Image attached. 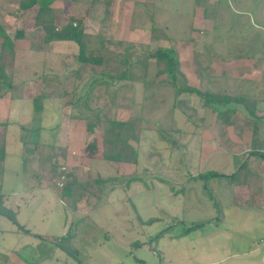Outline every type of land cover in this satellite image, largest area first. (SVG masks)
<instances>
[{"label": "rangeland", "instance_id": "obj_1", "mask_svg": "<svg viewBox=\"0 0 264 264\" xmlns=\"http://www.w3.org/2000/svg\"><path fill=\"white\" fill-rule=\"evenodd\" d=\"M5 1L0 0V10L8 20L3 16L0 22L7 32L14 34L23 29L21 19L34 18L37 6L24 11L15 3L6 12ZM113 1L52 3L54 25L61 28L71 19H75L74 24L80 21L86 54L100 57V62L81 61L80 46L76 42L50 45L44 41L43 28L41 33L29 29V39L17 43V38L13 39L15 53V43L19 51L12 65H7L13 88L0 87V95L8 98V101L0 100V132L10 130L15 139L13 153L29 154V147L40 150L35 153L40 168L37 163L31 165L28 161L22 167L24 162L19 166V161H12L10 170L17 173L20 167V175L25 172L26 176L40 180L38 183L31 180L30 187L46 184L56 189V195H34L25 202V197L1 195L0 187L2 206L12 210L19 223L0 214V264H22L18 251L27 260H39L38 264H213L227 255L215 244L199 243L200 235L209 236L220 225L221 205L226 221L235 222L233 213L230 214L236 208L230 203L232 197L221 191L220 186L234 179L246 183L249 160L246 159L247 163L244 161L240 169L236 166L238 158L230 153L227 142L232 139L228 136L220 138L225 151L209 155L207 152L206 160L200 158L199 147L193 146L191 151L187 144L182 147L187 136L181 135L183 130L177 126L182 122L179 117L175 120V114L188 111V105L184 106L182 99L176 98L178 93L171 78L161 73L162 65L151 57L156 50L151 39H168V42L159 41L158 47L167 44L172 48L173 44L175 52H179V69L184 73L177 76V84L183 89L188 86L189 65L191 69L199 65L196 53L186 58L184 54H191L192 48L200 52L215 49L234 53L248 49V36L255 29L250 24V16L245 14L250 11L262 19L264 0H220L214 9L207 10L211 14L209 19L216 22L212 32L208 27H194L189 15H195L197 10L192 11L186 1L178 3L181 8H175L172 15L159 7H133L131 0ZM213 24L211 21L210 25ZM208 33L214 42L200 46ZM259 36L256 33V37ZM1 41L0 38V47ZM260 43L264 49V39ZM41 94L45 97L41 100L43 111L38 124L33 122V98ZM192 96L189 108L197 111L199 99L195 94ZM115 118H128L126 121L135 124L138 139L130 142L137 150L136 162L116 164L104 158L103 124ZM90 123L94 125L92 130L87 127ZM37 125L42 128L37 143L29 139L26 144V134L31 135L30 129ZM60 134H66L69 143L74 145L62 153L54 149L59 145L52 144ZM2 144L7 147L5 137H0V146ZM0 166L3 168L4 162H0ZM214 168H220L218 172L226 176L223 179L189 178ZM57 169L58 172L70 171L68 179L64 173L56 174ZM241 169L245 170L240 172ZM1 171L3 191L12 193L13 188L24 187L20 175L8 183ZM11 175L10 178H14ZM132 175L142 180L127 183ZM43 179L46 182L43 183ZM53 200L58 206H54ZM66 218L69 227L62 230ZM253 219L238 223L251 227L249 233L243 229L239 237L251 240L250 236L254 235L256 243H264L260 216ZM194 226L197 227L190 229L189 234L185 233ZM31 227L44 235L32 231ZM49 230L50 235L46 234ZM67 232L73 234L71 244L78 250L76 258L56 243ZM176 234L188 235L191 243L178 242V237H171ZM263 253L264 249L257 260H261ZM221 264L230 262L222 260Z\"/></svg>", "mask_w": 264, "mask_h": 264}, {"label": "crops", "instance_id": "obj_2", "mask_svg": "<svg viewBox=\"0 0 264 264\" xmlns=\"http://www.w3.org/2000/svg\"><path fill=\"white\" fill-rule=\"evenodd\" d=\"M57 1L59 0H54L53 3ZM116 1L114 0L113 2ZM126 1L129 0H122V3ZM131 1L133 7L134 6L144 7V8L159 7L168 10V13H171V15L174 13V10H176L175 8L177 9L181 8L178 5V3H181L182 1L183 2L186 1L189 4L188 6L189 8L192 9V11L194 9L197 10L195 15H193V13H190L189 15L190 18L192 17L193 25H195L194 27H202V26L208 27V29H210V32H212V30L213 31L215 30L216 22L215 20L209 19L208 16L211 14L208 13L207 10L214 9L215 5H217L220 0H131ZM15 3H17L18 4L17 7L20 8V2L18 3V0H6L4 4L5 6L4 8L3 7L2 8L6 12H8L11 10V8L9 7L15 5ZM245 15L250 16L249 17L250 24L252 26V29H255V31L254 30L251 31L250 35L248 36V42H249L248 49L245 50L242 49L240 50V52L234 53L228 50L221 51L215 49L213 51H208V52L201 49L202 51L200 52V49L192 48L191 54L188 53L184 54L185 56L183 57L186 58L187 56L188 57H191V55L194 56V54L196 53L195 56L199 57V65H197V67H195L194 69H191L192 65H189L188 72H186L188 73V76H186L188 77L189 80L188 86H185L182 92L176 95V98L182 99L181 101L184 106L187 107L188 105V111H185L182 114H179L177 112V114H175V120H177L179 117L182 124H178L177 127H180L183 130V133L181 134L183 137L187 136L185 140V144H183L182 147L185 148V145L187 144L189 151L193 149V146L197 148L199 147L200 158L204 157V159L206 160L207 159L206 157L209 154H215V153L222 154L225 151L224 147L226 146L225 144H223V141L220 138L223 136L226 137L228 136L232 139L227 142L229 143L227 144V146L230 149V153H232V155L238 158L237 159L238 164L236 166L240 169L242 165L245 164V162L247 163L246 159L249 160L248 171H247L248 176L246 179L247 180L246 183H244V180L240 182L234 179L232 183L230 184L227 183L224 187L220 186L222 187L220 188L221 191H224L226 195L232 197L230 203L231 205H234V207L236 208L230 211V214L233 213V218L235 217V222L232 224L226 221L225 214L223 211V205H221L222 214L218 219V221L221 222L220 225L216 227L215 230L212 231L213 233L209 234V236H207V234L203 236L200 235L201 242L199 243L203 242L202 243L203 245L215 244V247L219 246L220 248L218 247L217 248L220 249L221 251L225 250L227 255L224 256L222 260L225 261L229 260L230 264H264V253L260 258L261 260H257L258 259L257 256L259 255V252L264 249V243L261 242L256 243L254 240L255 239L254 235L250 236V238H252L251 240L245 239L244 236L240 238L239 235H242V230L243 229L247 230L249 233L251 227H249V225H245V226L238 225V223L240 221H244V219L248 221L250 220L253 221L255 220L253 219V217L260 216V219L262 221L261 227L263 228L264 231V215H261L262 212L264 213V211L261 209V208L264 209V202H263L264 49L262 48V44L260 43L264 39V17H262V19L260 17H255L254 15H252L250 11H247ZM3 16L5 19L8 20V18L5 16L2 10H0V17L2 18ZM211 21L212 23H214L213 26L210 25ZM27 24L29 27H26ZM0 25L2 26L3 24H1L0 22ZM21 27L23 28L22 31L24 35L21 38L15 39L16 43L18 41H23L31 37L29 35L30 32L28 33L29 29H31V31L33 30L39 32L42 31L41 26L35 25L34 18L27 20L25 19L24 21L23 19H21ZM17 32L18 31L14 32V34L9 32L8 33L13 37L14 35L17 34ZM195 32L197 33L198 31ZM256 33L259 34L260 36L256 37ZM151 41L153 42L152 44H154L157 48L158 46H160L158 45L159 41L168 42V39L152 38ZM68 42H74V41L53 40L48 43H50V45L52 43L58 45V44H66ZM213 42H214V38H212L210 36V33H208L206 34L204 40H201L200 46H203L205 43H206L205 45H209V43H213ZM16 43H15L16 45L15 54L18 55L19 49L17 47L18 44ZM45 45L47 46L49 44H45ZM165 45L166 46L164 47H169L167 44ZM172 48L174 49L173 44H172ZM176 54L177 56L180 55L179 52L178 53L176 52ZM192 73H194L193 76ZM7 74H8V68L6 67L5 76L2 78L0 77V87L13 88L12 76H9ZM193 79H195L194 80L195 82L193 81ZM190 88L194 90H198L200 93H197L196 91H193ZM181 94H183V96H180ZM194 94L197 95L199 99L198 101L199 106H197L198 107L197 111L193 108L191 109L189 108L190 100L194 98L192 96ZM4 96L5 95H0V100L8 101V98ZM191 110L193 111V113ZM190 113H192V116ZM81 116L85 117L86 115H81ZM115 119L118 120L117 118ZM122 120L126 121L128 120V118L127 119L123 118ZM30 133H31V129H30ZM61 133H63V131H61ZM27 134L25 137V141L26 144H29L28 140L30 139L32 141L33 137L31 136L32 134L31 135L28 134L29 138H27ZM0 137H5L7 144V147L5 146L4 152L0 155L2 156L0 162L1 163L4 162V167L1 168L0 171L2 170L1 172L4 173V178L7 177L6 180H8V183H11V181L13 182L16 179V175H20V169H21L20 167L17 169V173L15 172V170H10V166H11L10 164L12 161H15V163L16 161H19L18 162L19 166L20 163L24 162L22 167H24V165H27L29 161L31 165L37 163V166L40 168V163L37 162V160L35 159L36 156L35 153L38 154L40 150H38L35 147L36 149L32 148L29 154H27L26 152L24 155H21L20 154L21 147H18L17 150H19L20 152L13 153L15 150L13 151L11 148L15 146L14 143L15 139L11 134L10 130L9 129L1 130ZM67 138L68 136L66 134H60L57 140H54L52 142L53 145L56 144L59 145L57 148L56 147L54 148L55 151L62 153L65 150L68 151V149L74 146L73 143L71 144L69 143V140ZM205 153H207L208 155H206ZM255 153L263 154V156L259 157ZM203 154L205 155L203 156ZM243 155H245V157ZM115 163L122 164V162H115ZM203 163L205 166L206 162ZM56 168L57 167H55V169ZM60 168L61 167H59V169ZM65 169L67 170V167ZM218 169L220 170V168ZM218 169L214 168V170L216 171H219ZM66 170L65 171L59 170V172L66 174L65 176L68 179V176L71 172L70 171L66 172ZM244 170L245 169H241L240 172H243ZM59 172L57 169L56 174H59ZM11 174L14 175V178H10L12 176ZM19 178L23 181L22 184H24L23 185L24 187L22 189L17 190L16 188H19V186L16 185L17 187L13 188L12 193L11 191L10 192L3 191L4 186L2 184L4 183H2L0 186L2 188L1 195L4 194L7 195L8 193H10L9 196L12 194L11 196L15 198L25 197L23 199L24 201L26 200L25 202L29 201L30 198H34V195H39V196L44 195L42 197H46L49 194H51L53 197H54L53 194L56 195L55 192L56 189L51 186H47L46 184L45 186L41 185V187L40 186L30 187L31 180L33 181L37 180V183L40 181V180L38 181L37 177H32V176L30 177V175L26 176L25 172H23V174L20 175ZM44 182H46L45 179H43V183ZM57 182L58 181H56V183ZM18 184L20 185V182ZM57 201L60 200L57 199ZM52 202H54V200ZM55 204H56V200L54 202V206L57 205ZM49 205L52 204L49 203ZM256 212H260V213L255 214ZM19 216L21 215H18V217ZM67 224L68 223L66 218L62 230H65L67 227H69V225ZM254 225L255 224L252 222L253 229H254ZM33 230L35 232H39L40 234H43V232L40 230H36L32 228V231ZM48 232L49 233L46 234L50 235V230ZM235 233H240V234H235ZM180 235L181 234H176L171 237L173 239L178 237L177 238L178 242L191 243L192 238L189 239L188 235L186 234L184 236H180ZM24 236L31 237L29 234ZM44 238H47V235H45ZM20 253L21 252L18 251L17 256L19 260L21 259L20 262L22 264L25 263L33 264L32 261L34 262L37 261L36 264H38L39 260H27L26 256ZM222 260L214 261L212 263L221 264Z\"/></svg>", "mask_w": 264, "mask_h": 264}, {"label": "trees", "instance_id": "obj_3", "mask_svg": "<svg viewBox=\"0 0 264 264\" xmlns=\"http://www.w3.org/2000/svg\"><path fill=\"white\" fill-rule=\"evenodd\" d=\"M54 0H20V8L27 11L33 7L37 6V10L34 13V21L36 26H41L44 31V41L50 42L53 40H71L76 42L80 46L79 58L84 62H100V57L88 56L86 54V47L84 43V29L81 27L80 21L74 24L75 19H71L67 24L61 28H57L54 25V16L52 3ZM24 33L22 30H18L17 34L12 36L5 30L3 26L0 25V38L1 48H0V77L5 76V69L7 65H12L15 56L14 40L15 38L23 37ZM151 57L155 58L157 63L162 65L161 73H166V75L171 78L172 85L176 89L177 93L180 94L183 89H181L177 84V76L182 74L179 69V58L175 50L171 47H158L154 52L151 53ZM191 89V88H190ZM200 93L198 90L191 89ZM45 97V94L38 95L33 98L34 104V115L33 122L40 123L41 112L43 111V105L41 100ZM88 129L92 130L94 125L88 124ZM41 125L33 126L31 128L32 141H36L41 131ZM103 137H104V158L108 161L115 162H136L137 161V150L134 148L130 140H137L138 137L135 131V124L132 121H121L116 119H110L103 124ZM5 146L2 144L0 146V155L4 152ZM29 152L32 149L27 148ZM263 156V154H259ZM225 174H220L216 170H209L197 173L196 175L189 176L191 180L196 179H210V178H220L223 179ZM142 180L138 175H132L127 179V183L131 181ZM134 206V205H133ZM0 214L10 218L14 223L19 224L16 219V214L6 207L2 206L0 199ZM149 220L154 221V218ZM197 226L188 228L185 233H189L190 229ZM26 232H30L26 230ZM162 234H159L161 236ZM73 237L72 232H67L56 242L59 247H61L67 254L76 258L78 250L71 244V239ZM80 261V260H79Z\"/></svg>", "mask_w": 264, "mask_h": 264}, {"label": "built area", "instance_id": "obj_4", "mask_svg": "<svg viewBox=\"0 0 264 264\" xmlns=\"http://www.w3.org/2000/svg\"><path fill=\"white\" fill-rule=\"evenodd\" d=\"M61 182V181H60ZM263 182H264V177H263ZM60 184H62V183H60ZM263 202H264V192H263Z\"/></svg>", "mask_w": 264, "mask_h": 264}]
</instances>
